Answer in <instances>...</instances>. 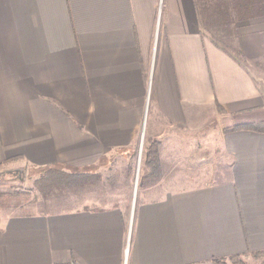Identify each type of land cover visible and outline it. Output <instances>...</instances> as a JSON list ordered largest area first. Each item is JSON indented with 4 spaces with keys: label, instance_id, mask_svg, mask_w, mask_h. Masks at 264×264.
I'll list each match as a JSON object with an SVG mask.
<instances>
[{
    "label": "crops",
    "instance_id": "1",
    "mask_svg": "<svg viewBox=\"0 0 264 264\" xmlns=\"http://www.w3.org/2000/svg\"><path fill=\"white\" fill-rule=\"evenodd\" d=\"M200 1L0 0V165L92 167L167 131L187 136L189 167L203 152L218 168L206 184L147 189L132 212L1 219L0 264H211L264 251V130H224L264 123L247 64L264 55V14L233 22L235 54L203 34ZM165 149L156 177L180 162Z\"/></svg>",
    "mask_w": 264,
    "mask_h": 264
},
{
    "label": "rangeland",
    "instance_id": "2",
    "mask_svg": "<svg viewBox=\"0 0 264 264\" xmlns=\"http://www.w3.org/2000/svg\"><path fill=\"white\" fill-rule=\"evenodd\" d=\"M232 1L229 0V3ZM232 12L233 10L231 15L235 16L236 13ZM204 22L205 16L202 21L205 37L211 39L221 48L228 49L236 54L234 24L232 26L230 23H225L222 18L215 16L212 22L210 21L213 32H208ZM254 62L256 64H247L249 67L252 66L254 69L253 74L258 76L260 86L264 88V55ZM204 127L202 129H205ZM165 132L161 142L166 144V153L170 154L173 149L172 154L177 155L180 162L175 163L174 166H169L166 162L161 167L164 170L162 169L160 176H153L151 179L143 181L142 186H139V181L145 175V173L142 174L143 167L141 168V166L143 147L145 143L147 144V141L144 143L142 141L137 142L136 146L127 152L120 151L103 158L96 166L81 168V170L94 172L95 177L88 183L70 188L66 193L63 192V197L50 196L46 200L41 199L42 194L34 183V179L38 175L35 173L36 166L13 163L0 165V192L4 194L13 193L12 195L19 194L18 197L21 200L19 204H15V197L11 196V198L4 201L3 207L0 208V220L8 216L23 214V212H56L82 208V206L95 209L117 205V207L132 212V207L138 199L143 197L142 194L147 189H149L148 193L151 189H154L158 194L159 190L161 192L164 188L176 189L199 186L212 182L217 178L216 170L218 171V168L210 166L213 162L199 161L204 154L203 152L194 156L196 159L195 167H189L186 162H183V160L186 161L183 156L188 150V145L183 139H186L187 136L180 132L172 135H168L167 131ZM198 143L202 144V142ZM151 194L153 195V193ZM262 256L264 255H252L250 253L242 257L246 264H252Z\"/></svg>",
    "mask_w": 264,
    "mask_h": 264
},
{
    "label": "trees",
    "instance_id": "3",
    "mask_svg": "<svg viewBox=\"0 0 264 264\" xmlns=\"http://www.w3.org/2000/svg\"><path fill=\"white\" fill-rule=\"evenodd\" d=\"M198 3V2H197ZM200 22L202 26V21L204 20L207 27V31L213 32L212 24L213 17L217 16L222 18L225 23H230L233 26V22L237 19L248 18L255 15L264 14V0H233L229 3V0H203L199 2V5L196 6ZM232 13H239L237 16H232ZM211 21V22H210ZM203 27V26H202ZM239 128L252 129L255 131H263L264 123L262 121L258 122H242L237 123L231 126H226L224 130H233ZM161 142L158 139H151L145 143L143 147L142 155V166L143 175L139 181V186L143 185V181L151 179L159 171V149ZM134 151V150H133ZM134 153V152H133ZM13 158L5 159V161L12 160ZM129 167V166H128ZM35 173L37 177L34 179L35 186L39 189V192L42 194L43 200H46L48 197H63V192L70 188L76 187L77 185L88 183L95 177L94 172L91 173L87 170H81L77 168L66 167L61 164L45 165L35 168ZM140 178V177H139ZM13 193H1L0 192V208L3 207L4 201L15 197L16 203L19 204L21 200L18 197L19 194ZM18 201V202H17ZM14 204V205H15ZM116 206V205H113ZM81 208V207H79ZM82 208H87V206H82ZM81 208V209H82ZM77 209V208H73ZM60 212V211H57ZM43 213V211L38 212ZM44 213H54L53 212H44ZM23 214H34L32 212H23ZM252 255L263 254L264 251L251 253ZM211 264H246L243 261L241 255H229L227 257H214L211 260ZM259 264H264L261 262Z\"/></svg>",
    "mask_w": 264,
    "mask_h": 264
}]
</instances>
